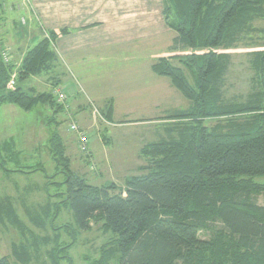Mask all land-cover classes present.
I'll return each instance as SVG.
<instances>
[{
  "label": "trees",
  "instance_id": "trees-1",
  "mask_svg": "<svg viewBox=\"0 0 264 264\" xmlns=\"http://www.w3.org/2000/svg\"><path fill=\"white\" fill-rule=\"evenodd\" d=\"M163 14L176 36L152 69L169 77L190 105L167 114V137L141 148L143 173L127 178L124 188L89 183L73 170L54 131L50 152L66 173L63 201L79 229L98 226L113 234L97 263L109 264L115 255L118 264H264V204L256 200L264 180L255 179L264 175V45L251 54L252 90L240 99L224 91L231 48L253 33L264 38V27L254 25L264 18V0H164ZM67 32L51 30L29 48L17 78L51 70L58 60L53 41ZM10 65L0 60V105L63 109L53 90L8 88ZM105 106L103 115L111 119L113 100ZM12 142H0V154L12 150ZM6 215L20 223L9 195L0 196V221ZM0 264L12 263L2 256Z\"/></svg>",
  "mask_w": 264,
  "mask_h": 264
},
{
  "label": "rangeland",
  "instance_id": "rangeland-1",
  "mask_svg": "<svg viewBox=\"0 0 264 264\" xmlns=\"http://www.w3.org/2000/svg\"><path fill=\"white\" fill-rule=\"evenodd\" d=\"M0 3V37L9 39L11 22L16 19L20 23L25 12L13 10L12 0ZM254 25L264 27V18L257 19ZM158 43L159 38L156 46L150 45L148 39L131 42L126 48V44L107 48L106 53H99L101 57L89 52L84 62L61 68V82L53 89L41 79L16 77L17 85L24 89H60L67 95L68 106L63 104L55 114L47 103H39L31 110L9 103L0 105V142L14 139L12 150L0 154V196L11 197L20 219L18 223L6 215L0 221V257H7L12 264H54L55 260L59 264H104L96 261L101 259L102 247L113 234L98 226L78 228L70 205L63 201L67 194L66 173L50 153L49 137L54 131L60 133L71 153V168L87 177L89 183L113 181L124 188L127 178L143 173L139 167L146 160L141 148L166 138L164 118L171 110L187 108L191 103L169 77L152 70L153 57L156 59L161 52ZM263 45L261 34L253 33L231 48L232 62L224 87L227 97L244 98L252 90L255 73L251 54ZM0 46L8 50L12 62L11 48ZM186 74L189 77L187 70ZM110 99L115 112L110 122H104L102 111ZM76 100V104H82L77 106ZM93 121L94 127L89 130L86 124ZM215 121L207 120L210 125ZM72 122L79 124L93 142L94 158L78 149L75 142L80 148V138L71 129ZM8 168L38 169L22 172ZM255 179L263 181L264 175ZM256 200L264 204V194ZM201 236L208 234L202 232ZM56 249L59 258L53 255ZM117 257L113 255L109 264H118Z\"/></svg>",
  "mask_w": 264,
  "mask_h": 264
},
{
  "label": "crops",
  "instance_id": "crops-1",
  "mask_svg": "<svg viewBox=\"0 0 264 264\" xmlns=\"http://www.w3.org/2000/svg\"><path fill=\"white\" fill-rule=\"evenodd\" d=\"M11 8L25 12V16L19 20L20 23L16 19L11 22L10 38L0 37L2 46L11 48L10 66L13 70L18 71L29 48L51 30L68 29L67 33L59 35L53 42L58 56L55 66L51 70L31 76L46 82L49 89L60 84L63 73L61 68L84 62L89 52L101 57L99 53H106L107 48H121L124 44L126 45L123 47L126 48L131 42L140 40L145 42L147 39L150 45L156 46L159 38L158 44H161V52L157 56L159 58L171 51L176 36L165 21L164 0H12ZM157 57L156 59L153 57L154 62ZM76 102L77 100L74 104ZM79 104L82 102L79 101L76 105ZM114 112L113 102L112 115ZM102 119L104 122L111 121L103 113ZM86 126L92 130L94 121L87 123ZM13 140L10 138L9 141ZM75 143L80 150L78 142ZM92 143L88 141V152L85 154L94 158ZM65 153L69 156L71 154L67 149Z\"/></svg>",
  "mask_w": 264,
  "mask_h": 264
},
{
  "label": "built area",
  "instance_id": "built-area-1",
  "mask_svg": "<svg viewBox=\"0 0 264 264\" xmlns=\"http://www.w3.org/2000/svg\"><path fill=\"white\" fill-rule=\"evenodd\" d=\"M0 55L2 56L4 62H6L7 64L10 62L11 57L8 50L4 49V47L1 46H0ZM15 85H16V72L11 75L7 83V87L12 88L15 87ZM54 93L59 103H63L65 106H68V104H65V102L67 101V95L63 91L56 88V90H54ZM71 129L78 133V136L80 138V149L84 152H87L89 138L86 132L80 127L79 124L74 122L71 123Z\"/></svg>",
  "mask_w": 264,
  "mask_h": 264
}]
</instances>
